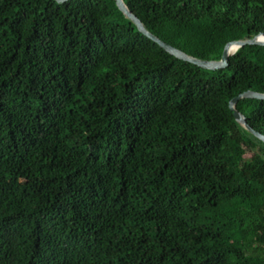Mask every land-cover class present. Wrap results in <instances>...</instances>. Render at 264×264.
<instances>
[{"label": "trees", "instance_id": "obj_1", "mask_svg": "<svg viewBox=\"0 0 264 264\" xmlns=\"http://www.w3.org/2000/svg\"><path fill=\"white\" fill-rule=\"evenodd\" d=\"M124 2L200 60L264 34V0ZM248 90L264 46L207 70L115 0H0V264H264ZM237 110L264 135V100Z\"/></svg>", "mask_w": 264, "mask_h": 264}, {"label": "water", "instance_id": "obj_2", "mask_svg": "<svg viewBox=\"0 0 264 264\" xmlns=\"http://www.w3.org/2000/svg\"><path fill=\"white\" fill-rule=\"evenodd\" d=\"M58 3H65L69 0H56ZM116 5L118 9L124 14L126 18L131 20L136 27L138 28L139 32L144 34L146 37L151 39L153 42L157 43L162 49H164L167 53L170 55L192 63L200 68L207 69V70H218V69H223L228 66V61L231 56H233L240 48H243L245 46H253V45H258V46H264V34L260 33L252 38H247L243 40H237V41H232L226 44L222 57L220 60L215 61H207V60H200L197 58H194L192 56L187 55L183 51L163 42L160 40L158 37L150 33L144 26V24L141 22V20L133 14V12L127 7L125 4L124 0H115ZM246 98H251V99H259V100H264V94L255 92V91H245L238 96L234 97L230 102H229V108L233 112L235 120L241 124L247 131H249L251 134H253L255 137L260 139L261 141L264 142V135L261 133L257 132L254 130L248 123L243 116L238 110H237V104L240 100L246 99Z\"/></svg>", "mask_w": 264, "mask_h": 264}, {"label": "rangeland", "instance_id": "obj_3", "mask_svg": "<svg viewBox=\"0 0 264 264\" xmlns=\"http://www.w3.org/2000/svg\"><path fill=\"white\" fill-rule=\"evenodd\" d=\"M245 160H249L251 158V154L250 153H247L245 156H244Z\"/></svg>", "mask_w": 264, "mask_h": 264}]
</instances>
